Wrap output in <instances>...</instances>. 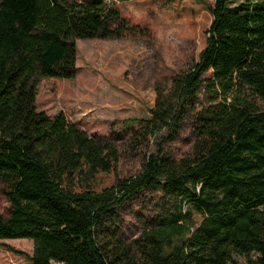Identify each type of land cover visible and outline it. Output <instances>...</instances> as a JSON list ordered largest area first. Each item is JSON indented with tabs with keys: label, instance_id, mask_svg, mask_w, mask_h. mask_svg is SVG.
<instances>
[{
	"label": "trees",
	"instance_id": "16d2710c",
	"mask_svg": "<svg viewBox=\"0 0 264 264\" xmlns=\"http://www.w3.org/2000/svg\"><path fill=\"white\" fill-rule=\"evenodd\" d=\"M119 1L0 0V239H32V264H264V108L247 97L264 102V1L214 0L199 60L168 91L156 85L139 121L135 138L165 141L203 86L221 94L199 113L194 156L175 161L159 146L141 172L97 191L116 146L39 110L38 85L75 78L77 39L145 37ZM147 188L162 193L161 210L126 242L119 210Z\"/></svg>",
	"mask_w": 264,
	"mask_h": 264
},
{
	"label": "rangeland",
	"instance_id": "374dc122",
	"mask_svg": "<svg viewBox=\"0 0 264 264\" xmlns=\"http://www.w3.org/2000/svg\"><path fill=\"white\" fill-rule=\"evenodd\" d=\"M242 1L231 0V4ZM118 4L126 18L145 29V37L77 39L75 78H43L38 85L39 110L51 116L63 112L89 135L116 146L119 160L113 170L96 175L92 188L97 191L141 172L148 155L159 146L175 161L193 157L199 113L223 100L221 94L215 98V93L203 86L176 136L165 141L135 138L141 131L139 121L151 115L156 85L168 91L175 76L199 60L213 21L214 0H128ZM211 76V71L205 74ZM247 97L264 108L261 99L251 94ZM161 195L159 190L147 188L119 210V235L124 241L135 240L153 226L161 210ZM7 207L0 192V212L6 213ZM192 218L198 224L202 216L194 210ZM32 255V239H0V264H32ZM234 259L233 264H248L244 256L235 255Z\"/></svg>",
	"mask_w": 264,
	"mask_h": 264
}]
</instances>
